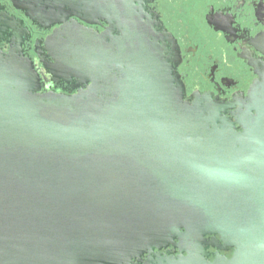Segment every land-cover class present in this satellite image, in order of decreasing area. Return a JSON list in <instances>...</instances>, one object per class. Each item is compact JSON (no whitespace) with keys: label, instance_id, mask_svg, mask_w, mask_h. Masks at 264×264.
I'll return each mask as SVG.
<instances>
[{"label":"water","instance_id":"water-1","mask_svg":"<svg viewBox=\"0 0 264 264\" xmlns=\"http://www.w3.org/2000/svg\"><path fill=\"white\" fill-rule=\"evenodd\" d=\"M12 1L58 24L46 68L77 91L40 92L0 15V264H264V61L245 95L187 98L146 0Z\"/></svg>","mask_w":264,"mask_h":264},{"label":"flooded vegetation","instance_id":"flooded-vegetation-1","mask_svg":"<svg viewBox=\"0 0 264 264\" xmlns=\"http://www.w3.org/2000/svg\"><path fill=\"white\" fill-rule=\"evenodd\" d=\"M144 10L176 42L175 72L187 98L198 91L226 102L246 94L256 77L249 60L264 61V0H146ZM0 15L21 20L20 27L27 29L22 52L39 75L40 92L77 91L73 83L54 80L46 68L53 59L44 48L45 39L58 24L44 27L32 22L12 0H0ZM69 18L98 31L108 26L105 20L90 24ZM0 44L7 52L9 43Z\"/></svg>","mask_w":264,"mask_h":264}]
</instances>
